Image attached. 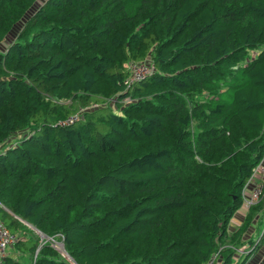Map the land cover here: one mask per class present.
Listing matches in <instances>:
<instances>
[{
  "label": "trees",
  "instance_id": "trees-1",
  "mask_svg": "<svg viewBox=\"0 0 264 264\" xmlns=\"http://www.w3.org/2000/svg\"><path fill=\"white\" fill-rule=\"evenodd\" d=\"M15 28L0 50V222L18 255L2 264L257 254L264 174L250 207L242 190L264 156V0H0V45Z\"/></svg>",
  "mask_w": 264,
  "mask_h": 264
},
{
  "label": "built area",
  "instance_id": "built-area-1",
  "mask_svg": "<svg viewBox=\"0 0 264 264\" xmlns=\"http://www.w3.org/2000/svg\"><path fill=\"white\" fill-rule=\"evenodd\" d=\"M132 71L134 73L135 77H140V75H144L147 73L146 67L140 65L132 68ZM264 174V156L260 160V162L254 167L253 173L248 181L252 182L254 179L256 180L255 182H258L260 180V176ZM247 183V184H248ZM255 185V184H254ZM255 187V186H254ZM254 187L252 189H254ZM250 190L249 193H242V199H243V207L247 208L253 205L258 201V197L260 195V192L262 190V184L261 182H258L257 187L253 190L252 194ZM248 194V196L246 195ZM41 235V234H39ZM42 242H48L51 247L56 249L62 256L66 257L68 259L67 254L64 252V247L61 242L55 240L54 238L50 237H44L42 235ZM17 239V236L10 233L9 230L0 222V264H2L5 256H6V250L7 248L12 247L15 244V241ZM45 239V240H44ZM70 261V260H69Z\"/></svg>",
  "mask_w": 264,
  "mask_h": 264
},
{
  "label": "rangeland",
  "instance_id": "rangeland-1",
  "mask_svg": "<svg viewBox=\"0 0 264 264\" xmlns=\"http://www.w3.org/2000/svg\"><path fill=\"white\" fill-rule=\"evenodd\" d=\"M15 30V32L13 33V32H11L9 35H8V37L5 39V41L0 45V50L2 51L3 49H4V47L7 45V43H9V41H11L12 39H13V37H14V35H15V33L17 32V30H18V28H15L14 29ZM140 77H143V75L141 74L140 75ZM249 183H251V184H248L247 185V188H249V189H252L254 186V189L257 187V185H258V182H254V181H252V182H249ZM255 184V185H254ZM254 189H252V191H251V194H252V192H253V190ZM242 192H244V193H247V192H250V191H247V189H245V187L243 188V190H242ZM247 196H248V194H246ZM235 219H236V217H235ZM240 220H238V222H239ZM23 223V222H22ZM28 229H30L31 231H32V233L36 236V237H38V239H39V242L41 243L42 242V240H43V238H42V235H39V233H37V231L35 230V229H33L30 225H28L27 223H23ZM236 223H232L229 227H228V231L229 232H232L233 231V229H234V225H235ZM254 232V230L252 229L250 232H249V234H252ZM25 233V232H24ZM27 235V233L26 234H24V236H26ZM10 248H7V251L9 250ZM9 251H11L10 253H15V251L11 248V250H9ZM239 252L240 253H243L244 251H243V246H241V248L239 249ZM21 254V253H20ZM239 254V253H238ZM237 254V255H238ZM15 255H18V253H15ZM18 257V256H17ZM23 259V258H22ZM24 260V259H23ZM69 261V260H68ZM71 262H72V260H70ZM245 264H264V245L258 250V252H257V254H255L253 257H251Z\"/></svg>",
  "mask_w": 264,
  "mask_h": 264
},
{
  "label": "crops",
  "instance_id": "crops-1",
  "mask_svg": "<svg viewBox=\"0 0 264 264\" xmlns=\"http://www.w3.org/2000/svg\"><path fill=\"white\" fill-rule=\"evenodd\" d=\"M243 211L240 209L239 211H237V213L235 214V216L233 217V219H232V223H238V220H241L242 219V217H243ZM235 217H236V219H235ZM10 252L11 251H7V253H6V255H8V256H11L12 254H10ZM6 258V257H5ZM4 258V259H5Z\"/></svg>",
  "mask_w": 264,
  "mask_h": 264
}]
</instances>
